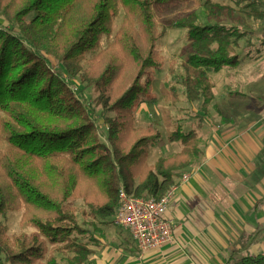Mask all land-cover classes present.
<instances>
[{
  "label": "trees",
  "instance_id": "trees-1",
  "mask_svg": "<svg viewBox=\"0 0 264 264\" xmlns=\"http://www.w3.org/2000/svg\"><path fill=\"white\" fill-rule=\"evenodd\" d=\"M221 1L0 0V218L20 213L21 231L10 238L0 221V264H88L119 190L159 199L188 172L201 154L199 133L162 109L166 139L180 151L149 165L148 147L161 135L136 128L135 114L164 68L160 42L179 28L182 72L159 91L176 104L180 88L198 121L209 119V73L239 66L236 47L252 34L246 17L264 23V0ZM225 264H264V255Z\"/></svg>",
  "mask_w": 264,
  "mask_h": 264
},
{
  "label": "crops",
  "instance_id": "crops-1",
  "mask_svg": "<svg viewBox=\"0 0 264 264\" xmlns=\"http://www.w3.org/2000/svg\"><path fill=\"white\" fill-rule=\"evenodd\" d=\"M252 111L262 116L249 125L231 119L198 131L201 154L166 213L171 244L141 251L119 228L115 244L95 236L88 264H225L231 256L264 255V104Z\"/></svg>",
  "mask_w": 264,
  "mask_h": 264
},
{
  "label": "rangeland",
  "instance_id": "rangeland-1",
  "mask_svg": "<svg viewBox=\"0 0 264 264\" xmlns=\"http://www.w3.org/2000/svg\"><path fill=\"white\" fill-rule=\"evenodd\" d=\"M212 1L226 4L221 0ZM200 19L201 23H206L202 16H200ZM118 24L119 21L115 25V31L118 29ZM246 24L252 34L236 47V52L240 59L239 66L234 69L223 68L217 73H209L214 87V101L210 107V117L206 121H198L197 117H195L198 112L197 104H189L181 95L180 88H178L180 100L176 104L165 101L159 91V85L161 84L169 86L176 83V77L181 74V64L184 61L181 49L186 44L185 30L173 28L166 32L160 42L164 68L155 73L151 98L147 99L135 114L136 128L149 129L150 131L157 130L161 135L159 141L148 147L147 162L149 165L154 164L160 157L173 156L180 151L178 143H169L166 139V131L161 118L162 109L169 110L176 123H180L185 129H194L197 132L199 131L198 127L201 124L203 126L206 122H210V124L215 126V124L220 122L225 123L227 119H239L242 121L246 120L245 122L249 125L262 116V113H256L252 109L256 105L264 104V23L253 22L252 19L246 17ZM247 40L248 42H246ZM170 63L175 64V75L172 76L168 74ZM55 70L61 71L66 77V74L58 66H56ZM73 85L74 87L79 86L77 80L73 81ZM84 95L89 101L93 98V93L90 89L85 90ZM96 124L100 127V140L105 142V126L102 124V120L97 118ZM197 158L192 160L191 165ZM74 206L78 210L84 209L80 201H76ZM0 221L7 226L10 238L21 233L19 228L20 213L8 211L0 218ZM78 221L81 223L82 219L78 217ZM101 227L100 231H103V233L99 234L94 231V234L98 235L102 243L104 242L106 245L115 244L114 240L117 238L116 230H119V227L117 229L112 224L103 225L104 230ZM26 232L29 233L30 230Z\"/></svg>",
  "mask_w": 264,
  "mask_h": 264
},
{
  "label": "built area",
  "instance_id": "built-area-1",
  "mask_svg": "<svg viewBox=\"0 0 264 264\" xmlns=\"http://www.w3.org/2000/svg\"><path fill=\"white\" fill-rule=\"evenodd\" d=\"M184 173L180 179L185 181ZM176 185L159 199L141 198L119 190V206L113 218V226L126 229L141 251L160 248L173 242V223L166 217Z\"/></svg>",
  "mask_w": 264,
  "mask_h": 264
}]
</instances>
